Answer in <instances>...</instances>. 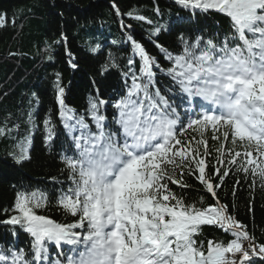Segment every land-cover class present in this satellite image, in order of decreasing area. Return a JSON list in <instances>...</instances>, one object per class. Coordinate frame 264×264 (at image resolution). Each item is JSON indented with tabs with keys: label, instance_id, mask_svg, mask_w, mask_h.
Masks as SVG:
<instances>
[{
	"label": "snow or ice",
	"instance_id": "1",
	"mask_svg": "<svg viewBox=\"0 0 264 264\" xmlns=\"http://www.w3.org/2000/svg\"><path fill=\"white\" fill-rule=\"evenodd\" d=\"M176 3L193 15L218 14L226 23L218 22L210 34L192 29L191 17H178L167 28L154 26L159 56L128 36L138 67L128 59L124 91L111 102V117L102 111L109 102L95 98L86 113L90 121L77 116L57 85L59 115L70 136L61 161L71 181L57 203L75 220L65 224L40 215L47 196L18 192L16 214L2 223L30 234L31 248L0 250V264H238L236 254L239 264H247L249 249L264 255V244L251 242L227 205L217 200L197 207L169 187L198 172L197 180L216 197L215 188L233 165L264 185V0ZM165 33H175L178 51L159 43ZM44 124L51 142L55 129L51 120ZM209 133L215 148L206 139ZM213 152L218 185L206 173ZM28 158L22 146L17 162ZM215 225L234 238L198 241L203 226ZM244 241H250L247 248ZM50 244L71 246L72 255L53 261Z\"/></svg>",
	"mask_w": 264,
	"mask_h": 264
},
{
	"label": "trees",
	"instance_id": "2",
	"mask_svg": "<svg viewBox=\"0 0 264 264\" xmlns=\"http://www.w3.org/2000/svg\"><path fill=\"white\" fill-rule=\"evenodd\" d=\"M0 16L4 17L0 25V250L27 252L32 241L29 234L19 226L2 223L16 214L18 192L47 196L46 205L37 210L40 215L65 224L75 220L57 203L59 194L71 186L61 161L70 136L59 115L57 85L64 89L65 105L77 116L85 115L90 121L86 113L95 98L109 102L102 111L111 117V102L124 91L128 59L138 67L139 58L133 55L128 36L152 56H159L153 46L154 26L167 28L178 17H191L192 29L210 34L218 22L226 20L215 13L193 15L176 0H0ZM159 43L178 51L175 33L162 34ZM158 79L165 87L167 79L162 74ZM45 120H51L55 129L51 142L45 139ZM206 139L210 147L218 146L210 133ZM22 146L29 158L18 163L16 156ZM227 146L231 147L230 141ZM215 156L213 152L207 158L206 173L218 185L221 182L213 177ZM236 168L231 166L222 186L215 188L216 197L197 180L198 172L184 174L182 185L170 183L169 187L197 207L214 205L217 200L227 205L230 215L246 226L254 238L251 242L258 246L264 244V185L258 176ZM233 238L219 225L203 226L197 237L205 244L208 240L226 243ZM243 243L247 248L250 241ZM256 250L259 252L258 247ZM249 254L247 264H264V255L257 257L250 249ZM235 258L238 260L239 254Z\"/></svg>",
	"mask_w": 264,
	"mask_h": 264
}]
</instances>
